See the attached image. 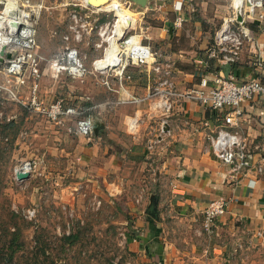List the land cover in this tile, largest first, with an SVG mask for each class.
<instances>
[{"label":"crops","instance_id":"0c3cea01","mask_svg":"<svg viewBox=\"0 0 264 264\" xmlns=\"http://www.w3.org/2000/svg\"><path fill=\"white\" fill-rule=\"evenodd\" d=\"M128 1L137 26L144 29L143 42L157 54L162 67H169L178 90L194 87L204 73H219L204 67L205 54L214 34L213 17L223 10L228 14L230 0H146L144 7ZM112 7L120 17L129 15ZM74 11L79 15L82 9ZM90 12L87 16L96 21V28L106 23ZM177 17L183 22L175 28ZM251 26L259 31L258 46L247 45L229 71L239 80L259 76L253 66L257 50L264 59V19ZM56 27L53 21L49 31L58 39L60 31L71 30V24L61 30ZM95 60L80 81L56 77L48 62H40L41 75L29 79L22 91L27 97L37 83V97L45 104L60 100L83 110L93 108L87 112L96 126L91 140L76 134L74 119L57 124L15 103L14 111H0L2 129L24 130L16 137L14 151L26 155L23 161L32 155L45 162L39 176L24 181L16 178L13 169L10 186L39 189L41 179L45 189H51L48 195L70 209L99 199L118 215L115 223L124 227L130 264H264V239L256 235L264 231V171L230 177L207 139L221 124V113L193 101L174 104L167 113L150 102L134 103L132 98L144 96L160 76L149 68L129 66L120 82L111 75L105 85L104 76L91 68ZM212 67L224 71L217 64ZM116 101L123 103L106 104ZM239 128L248 141L249 156L255 160L263 156L264 96L242 106ZM155 138L158 143L149 151L148 142ZM219 197L228 202L226 213L206 233L201 228L202 212ZM151 203L157 219L147 214Z\"/></svg>","mask_w":264,"mask_h":264},{"label":"built area","instance_id":"2783aa9c","mask_svg":"<svg viewBox=\"0 0 264 264\" xmlns=\"http://www.w3.org/2000/svg\"><path fill=\"white\" fill-rule=\"evenodd\" d=\"M47 1L49 0H0V36L8 39L7 45L2 46L6 49L3 62L0 63V96L57 124L66 119H74L76 134L91 140L94 137L95 122L87 112L93 108L83 110L73 105H65L60 100L45 104L37 97V83L32 85L27 97L22 96L27 81L29 79L35 81L41 75L40 62L42 59L37 55L39 49L37 31L40 13L43 9L47 10L44 5ZM112 1L121 10L124 9L133 15L127 16L130 19L128 22L125 19L122 20L124 30L120 36L121 39L115 41L114 53L116 55H112L111 45L116 26L120 21L116 11L111 24L107 23L97 28L100 42L95 44V47L101 49L103 55L93 62L91 68L94 72L104 76L103 83L108 85L111 75L120 82L129 66L149 68L160 78L153 87L147 90L144 96L133 97L132 102L139 104L150 102L154 109L167 113L174 104L193 101L200 103L210 111L221 113V124L207 135L212 151L218 160L228 168L231 178L235 179L249 173L261 174L264 171V155L259 156L256 160L249 156L248 141L239 128L242 106L255 97L264 96V59L259 51H256L253 59V66L259 71V76L239 80L230 72L227 76H224L220 71L211 76L204 73L194 87L178 90L173 83L169 67H162L157 61V54L143 42L144 29L137 26L135 14L130 9V2L128 0ZM9 2H12L10 9H8ZM73 6L91 11V14L114 11L90 7L87 0H78V3ZM229 8L228 14L215 30L212 43L206 50V62L204 63L206 69L210 67V62L221 67L225 65L233 67L239 62L247 45L258 46L259 31L252 28L251 24L264 19V0H230ZM8 12L11 14L8 15ZM238 16L242 18V21L237 20ZM70 17L75 22L80 19V17L77 18L74 8ZM182 22L183 19L177 17L174 27H180ZM108 26L110 35L106 34L103 29L104 27L107 29ZM70 29L72 33H77L72 25ZM64 40L68 41V37ZM103 43L106 45L104 46ZM100 61L104 62L103 66H100ZM46 62L56 77L65 75L72 80L80 81L90 73V68L84 63V58L74 47L65 46L55 58L46 60ZM119 103L123 102L116 101L106 104ZM165 123V121L162 123L160 133H163L162 128ZM135 125L136 121L134 120L130 127L133 128ZM157 141L156 138L149 141L147 149L152 151L158 143ZM44 164L42 157L31 158L20 162L14 168V173L22 172L28 173L30 176H39ZM93 203L98 207L101 201L95 199ZM227 205L228 202L223 197L213 199L207 204L202 212L201 228L204 232L211 231L215 222L226 213ZM35 216V208L24 211V217L29 220L34 219ZM256 235L264 239V231H259ZM121 236L125 244L124 233Z\"/></svg>","mask_w":264,"mask_h":264},{"label":"rangeland","instance_id":"374dc122","mask_svg":"<svg viewBox=\"0 0 264 264\" xmlns=\"http://www.w3.org/2000/svg\"><path fill=\"white\" fill-rule=\"evenodd\" d=\"M9 3L8 9L12 5V2ZM77 3L78 0L45 2V7L50 9L41 11L37 31L39 45L37 55L42 59V63L55 58L65 46L76 48L84 58L87 67L93 59L101 58V49L94 52V44L100 42V37L95 27L96 21L92 17L86 18L88 10L82 8V12L77 14V18L80 17L77 22L70 17L75 8L73 5ZM112 3L118 6L115 2L112 1ZM223 11L213 17V32L218 29L227 15L225 10ZM114 13L115 11L100 12L93 16L98 19L103 17L105 24H111ZM129 15L133 14L129 12ZM50 16H55L54 20H51ZM53 21L57 23V27H60L59 30L65 24H71L77 33L70 31L65 33L62 30L58 34L60 39L57 36L52 37L54 34L52 35L49 30ZM57 27L55 30L58 29ZM90 28L92 30H89ZM103 29L110 35L109 26ZM66 37L68 41L65 42ZM5 38H3V44L7 45ZM103 45L106 44L103 43ZM0 102V111L10 112L18 107L1 96ZM21 131L24 132L18 127L4 129L0 127V250L2 251L0 253L4 258L7 257L6 249H2L3 241L7 242L16 232L19 233L18 243L21 244L12 262L8 264H130L125 244L121 239L124 227L115 223L118 215L103 206L102 202L96 207L93 201H86L88 204L86 207L84 200L85 204L82 203L78 208L70 209L63 204V200L53 199L48 195L51 189H45L41 179L36 185V187L41 186L39 189H16L10 186V178H8L10 173L23 159H26L25 154L15 152L13 148L16 137ZM28 157L34 158L32 155ZM31 208L36 209V216L29 220L24 217V211ZM70 235H77L73 244L63 240L64 236ZM42 247L45 250L44 253L41 251ZM0 264L7 263L1 259Z\"/></svg>","mask_w":264,"mask_h":264},{"label":"water","instance_id":"95a60500","mask_svg":"<svg viewBox=\"0 0 264 264\" xmlns=\"http://www.w3.org/2000/svg\"><path fill=\"white\" fill-rule=\"evenodd\" d=\"M135 4L144 7L146 4V0H132ZM87 3L90 7H94V8H100L98 5H95L94 2H90L89 0H87ZM124 19L128 22L130 21L129 17L125 16ZM238 21H242V18L240 16L237 17ZM5 47H2L1 51H0V63L3 62V56H4V51H5ZM223 67V74L224 76H227L229 71H230V67L228 65L222 66ZM94 132H96V126L94 127ZM30 175L28 173H16V178L19 181H24L29 179ZM147 214L154 219H157V210L155 208V203H151L147 209Z\"/></svg>","mask_w":264,"mask_h":264},{"label":"trees","instance_id":"16d2710c","mask_svg":"<svg viewBox=\"0 0 264 264\" xmlns=\"http://www.w3.org/2000/svg\"><path fill=\"white\" fill-rule=\"evenodd\" d=\"M209 66H210L211 70H213V71H215V70L218 72L221 71L220 67L213 68L212 62H210ZM76 239H77V235H70V236H64L63 240H65V242H67V243L73 244ZM18 240H19V233L16 232L12 235V237H10V239L7 242H5V240L3 241L2 249H6L7 257L4 258V256H2L3 254L0 253V260L2 259V261H5L7 264L12 262L16 251L18 250V248L21 245L20 243H18ZM41 251L43 253L45 252V250H43V247H42Z\"/></svg>","mask_w":264,"mask_h":264},{"label":"bare ground","instance_id":"6f19581e","mask_svg":"<svg viewBox=\"0 0 264 264\" xmlns=\"http://www.w3.org/2000/svg\"><path fill=\"white\" fill-rule=\"evenodd\" d=\"M89 1L90 2H94V4L95 5H98L99 7L102 6V5H106V4L109 5V7L110 6L111 7L113 6L112 0H89ZM105 8H107V7H105ZM102 9H104V7ZM5 12H7V10ZM7 14L10 15L11 12H8ZM127 15L128 14H126V16ZM119 17H120V15H119ZM124 17L125 16L119 18L120 21H119L118 25L116 26V30L114 32V37L112 38V44H111L112 45V49H113L112 55L113 54L116 55L114 53V50H115V41H117L120 38V36H121V34H122L123 30H124V25L122 24V20L124 19ZM2 38H5V37H2ZM5 39H7V38H5ZM0 40H1V38H0ZM7 41H8V39H7Z\"/></svg>","mask_w":264,"mask_h":264}]
</instances>
